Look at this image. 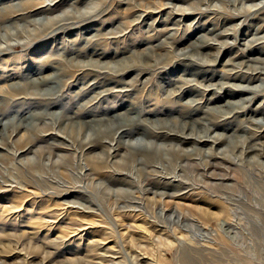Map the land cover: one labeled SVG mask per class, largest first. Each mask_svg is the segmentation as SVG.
Returning a JSON list of instances; mask_svg holds the SVG:
<instances>
[{"label": "rangeland", "instance_id": "rangeland-1", "mask_svg": "<svg viewBox=\"0 0 264 264\" xmlns=\"http://www.w3.org/2000/svg\"><path fill=\"white\" fill-rule=\"evenodd\" d=\"M40 1L57 5L43 16L94 12L53 25L27 47L0 52V181L11 179L0 188V264H264V0ZM202 35L210 46L202 47ZM99 57L117 74L77 66ZM56 71L62 75L45 78ZM251 71L255 79H233ZM52 85L61 100L48 110L56 114L37 121L43 138L34 143L37 133L5 129L3 113L22 121L28 114L18 111L30 109L28 103L45 110L48 99L37 90ZM18 89L28 91L9 99ZM241 98L248 100L229 102ZM192 99L198 111L190 110ZM140 104L157 111L149 115L153 121L164 118L175 128L183 120L186 133L203 132L194 119L222 121L211 136L231 139L201 144L199 156L176 161V172L164 175L154 166L125 164L129 153L118 135L89 150L69 145L59 132L89 129L99 122H78L104 115L117 128L121 113ZM214 106L228 114L221 117ZM135 213L151 227L127 218Z\"/></svg>", "mask_w": 264, "mask_h": 264}, {"label": "bare ground", "instance_id": "bare-ground-1", "mask_svg": "<svg viewBox=\"0 0 264 264\" xmlns=\"http://www.w3.org/2000/svg\"><path fill=\"white\" fill-rule=\"evenodd\" d=\"M25 2H26V5H24V3H21V2L15 3L14 0H0V3L4 4V5H0V34H1L0 35V52L7 53L10 50H17L19 48L27 47L32 41H37V40H40V39L44 38L45 36H47L50 33L49 31L51 29H54L55 26H53V25H55L57 23L60 24V23L65 21L66 23L62 24V26H64V25H67V22L69 20H72L70 25L75 23V22H81V21H83L84 17L91 16L92 13L94 12V9L89 10V8L86 10H82L81 8H71L68 10L67 9L64 10V12H62V14H60V15H54V16L49 17V16H43V15L53 13L54 9L57 8L56 3L55 4H50V3L42 4V3H45L46 1H40V0H25ZM70 6H73V4L71 5V3H70L69 7ZM88 6H91V5H88ZM92 8H94V6ZM184 8H186V7H182L183 11L185 12ZM190 8L192 9V7H190ZM243 10H245L246 12H249V13L254 11L252 7H245ZM179 11H180V9H179ZM18 17H20V18H18ZM20 22H22V23H20ZM31 26L33 27L32 29L29 28ZM18 39H24V42H22V43L18 42V44H13L11 42L12 40L17 41ZM210 39H211L210 37H208L206 35H202V37L200 38V40H202V42H204V44H202V47L210 46L211 45V43L209 41ZM86 54H89V53H84V55H86ZM92 54L93 55H103L104 53L99 54L98 52H95ZM107 65H108V63H102L101 62V57H99L97 59L90 58V60H87V61L86 60H78V63H77V66L79 67L80 70L89 71L91 73H93V72L99 73L97 76H99L100 74H103V73L116 75L117 73L114 72V69H112V71L108 70L109 66H107ZM91 66H95V68L91 67ZM131 67L132 66H130V68L128 67L127 72L128 71L130 72L131 70L135 69L134 67L133 68H131ZM148 67L150 68V66H148ZM152 67H154V66H152ZM54 68H56V67H54ZM252 70L255 71V69H252ZM246 73H248V74L250 73L252 75V71L246 72ZM29 75L31 76V72H29ZM56 75L60 76L62 74H59L56 71L55 73H52L49 76H46L45 78H50V77L56 76ZM253 75L252 76L248 75L247 78H246L247 75H242V76L235 75L233 77V79H244L243 81H248L249 79L251 80V79L256 78ZM9 77L14 78L15 76L14 75L13 76L12 75L7 76V78H9ZM27 79H30V78H27ZM32 80L38 81L37 78L32 79ZM61 81H62V79H61ZM110 81H114V80L111 79ZM51 82H52V84L56 83L58 85L60 82V78L57 77V78L53 79ZM261 83H262V81H261ZM13 85L14 86L15 85H21V82H14ZM234 85L241 87L239 84H229L230 87H232L234 90L239 91L241 93L253 91L252 88H246L244 86H242L241 88H235ZM198 87H200V86H198ZM258 87L255 86L254 90L257 89ZM55 88H56L55 85H52V86H50V88L45 89V90H43L41 88H39V89L37 88L38 89L37 94L43 95L41 97H46V99H48V101L43 104L45 107V110L31 109L33 107L32 105H34V104L28 103V104H30L29 105V108L31 107L30 109H28L26 112L24 110L18 111V114L22 113V116H23V113L28 114V116L26 115V117L23 116L22 121H18L21 118L18 115L17 116L15 115L14 117L10 118V116H8V114L3 113L4 115H7L6 117H8V119H7L8 121L4 123L5 129L9 128V126L11 125L12 127L16 128V129H18L20 127L26 128L27 132H28V130L32 131V133L39 132L37 121L42 122L44 120V118H46V116L56 114L55 110L51 111V112L48 111L49 108L53 107L54 105H58V103L61 100L60 96L57 95V91H52V89H55ZM200 89H202V87H200ZM27 91H23V89H18L15 94H10L9 99H13L14 97L18 96L22 92L27 93ZM119 91H121V90H119ZM40 93H42V94H40ZM235 94H236V92H230L228 95L234 96ZM174 95H178V94H174ZM4 97H7V96H4ZM242 99H243V101L248 100V98H241L239 101H231L230 100L229 102H231V103L237 102L238 103V102H242ZM195 103L197 105L198 100L192 99V100L188 101V105H189L190 110L195 109L196 111H198V108H195V106H196ZM239 106H240V104H239ZM209 109L213 110V111L219 109V115L221 113V115H220L221 117L228 114L226 111L221 109L220 106L209 107ZM239 112L241 114L244 111H239ZM155 113H157L156 110L153 111L151 109H149V110L145 109L142 107V105L141 106H135V107H130V108H128V110H125V112L123 111L121 113V125H119L117 128H113V124H111L113 122V119H111V117H106V115H104V116L99 115L100 117L94 116L92 119H90L88 121L85 120V121H79L78 122V124H82V125L84 124V126L88 124L87 122H89L90 124L99 122L96 125L93 124L92 126H90L89 129H82L81 128V130H79V131H75L73 133L68 134L65 130H63V128L59 127L60 128L59 132H61L67 136L66 137L63 135L62 138L69 141L70 142L69 145L75 146V147L78 144H85L86 146L90 145L89 150L91 148H95V147H102L101 144L106 142L107 139L113 141V140H115L116 135H118V137H119L118 146H120L124 150L126 149V151H128V153H129V156L127 157L128 161H126L124 159L125 164H126V162H131V163H140V164H142L144 166H148V167L154 166L158 169L159 173H162L164 175L176 172V170L178 168L174 164L176 161H181V162L187 163V162H190L192 160L191 157L193 155L199 156V153H200L199 151L201 150V148H200L201 144L204 146H207V145H210L211 142H213V145H214V144L222 143L228 139H231V135H227L226 133H217L216 132V135L214 137L211 136V130L214 131V129L219 128V127L224 128L223 125H225V124L222 123V121L214 122L213 120L212 121H205L202 119L203 120L202 121L201 119H194L195 122L198 121L199 124H203V127H204V128L202 127L203 132H202V130L194 131V130L190 129L191 132L186 133V131H185L186 122H184L183 120H180V121L184 126L178 125L175 128H173L172 125H167L164 118L158 117V118L154 119V121H153L152 117H150L149 115L155 114ZM0 115H2V113ZM227 118H229V116ZM1 120L2 119H0V123H1ZM251 121L254 122V124H255V122L260 123L262 120L252 119ZM73 123H76V122H73ZM225 123H227V122H225ZM229 123H231V121ZM1 124H3V122ZM228 126H230V125H228ZM192 127H193V125H192ZM213 127H215V128H213ZM246 127L247 126H240L238 129H239V131L240 130L244 131ZM188 131H189V129H188ZM235 135H236V133L233 134L234 137H235ZM37 136H38V138H37ZM56 136H60L59 133L56 134ZM39 137H40L39 134L36 135V138L34 137L32 139V141L34 140L36 142V141H39V139L43 138L42 136L40 138ZM84 137L86 139H83ZM212 137L214 138V140L212 139ZM53 139L57 141L56 138H53ZM1 143H3V142H1ZM238 143L239 142H237V145L240 144V143L239 144ZM28 144H29V141H28ZM53 145H54V143H53ZM0 147H2V146H0ZM78 147H80V146H78ZM57 148H61V146H57ZM116 150H118V149H116ZM242 150H243V148H242ZM23 151L27 152L28 150H26V151L23 150ZM117 155H118V153H117ZM127 155L128 154H126V156ZM93 156L94 155H91L90 157H93ZM195 158H197V157H195ZM93 160H95V159L92 158V162H93ZM29 161H32V160L29 159ZM154 163H156V164H154ZM173 165H174V167H173ZM184 165L185 164H183L181 166L183 167ZM214 165H215V163H214ZM211 175L212 174H210V177H211ZM2 178H4V181L3 182L0 181V188L3 187L2 185H5V184L9 185L8 182H10V180H11L8 176H5V175H2ZM47 204H48V202H47ZM127 218H131L132 220H135V222L138 221L143 228H146L149 225V221L147 219L139 216L138 213L137 214L136 213L135 214H129L127 216ZM90 224H92V223H90ZM149 226H148V228H149ZM102 240L103 239L100 238L98 242H100Z\"/></svg>", "mask_w": 264, "mask_h": 264}]
</instances>
